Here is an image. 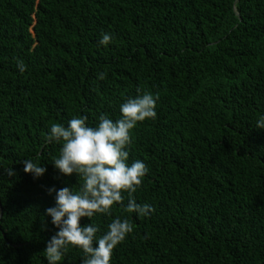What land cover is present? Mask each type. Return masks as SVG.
Wrapping results in <instances>:
<instances>
[{
	"label": "trees",
	"instance_id": "16d2710c",
	"mask_svg": "<svg viewBox=\"0 0 264 264\" xmlns=\"http://www.w3.org/2000/svg\"><path fill=\"white\" fill-rule=\"evenodd\" d=\"M137 89L159 96L128 149L148 168L133 197L154 211L127 213L125 192L80 223H132L110 264H264V0H0V264H48L47 189L82 183L53 166L51 124L115 121ZM82 259L69 247L58 264Z\"/></svg>",
	"mask_w": 264,
	"mask_h": 264
},
{
	"label": "clouds",
	"instance_id": "9594fccd",
	"mask_svg": "<svg viewBox=\"0 0 264 264\" xmlns=\"http://www.w3.org/2000/svg\"><path fill=\"white\" fill-rule=\"evenodd\" d=\"M109 33H104L99 41L108 45L112 41ZM21 72L25 70L18 61ZM105 73H98L99 79ZM129 97L119 106L120 118L113 121L106 114L98 117L96 126H89L87 116L73 117L67 126L52 123L45 136L46 142L61 145L58 157H52L53 166L63 175L76 174L80 183L78 188L54 186L48 188L49 194L55 192V206L45 210L51 223L58 229L46 242L43 253L48 264H58L69 247H77L83 253L82 264H110L113 250L132 233L133 225L127 218L116 216L107 225L102 235L99 226L81 224L82 217L91 219L96 214L111 215L114 204H123L124 193L128 194L125 206L127 213L140 217L148 216L154 209L149 204H138L133 193L142 185L148 172L141 160L128 163L129 146L132 144L131 131L138 122L156 118L158 94L144 91ZM256 127L264 128V116ZM25 173L34 178L43 175L45 167L32 160L22 161ZM8 175H13L11 168Z\"/></svg>",
	"mask_w": 264,
	"mask_h": 264
}]
</instances>
